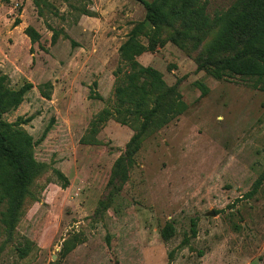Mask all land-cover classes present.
Instances as JSON below:
<instances>
[{
	"label": "rangeland",
	"instance_id": "374dc122",
	"mask_svg": "<svg viewBox=\"0 0 264 264\" xmlns=\"http://www.w3.org/2000/svg\"><path fill=\"white\" fill-rule=\"evenodd\" d=\"M201 1L213 17L235 0ZM40 4L0 0V75L11 89L33 86L3 120L32 117L23 128L35 142V159L47 166L13 238L0 237V264H264V181L253 190L264 171V91L240 78L215 81L170 43L140 55L137 61L168 85L179 81L188 108L144 140L122 191L94 221L133 132L109 120L100 145L80 139L111 105L118 49L145 10L133 0ZM27 27L39 34L37 42L25 35ZM196 82L209 89L206 96ZM45 83L52 85L49 100L39 92ZM93 83L102 100L89 99ZM166 223L175 228L168 242L160 236ZM74 237L81 243L63 256V241ZM29 242L20 258L16 249Z\"/></svg>",
	"mask_w": 264,
	"mask_h": 264
},
{
	"label": "trees",
	"instance_id": "16d2710c",
	"mask_svg": "<svg viewBox=\"0 0 264 264\" xmlns=\"http://www.w3.org/2000/svg\"><path fill=\"white\" fill-rule=\"evenodd\" d=\"M133 1L143 6L145 15L142 21L132 25L118 49L121 66L113 74L114 99L111 105L93 116L80 139L83 145H100V132L109 120L133 132L112 165L105 191L92 216L94 221L102 220L115 196L122 191L134 156L144 140L188 108L182 99L179 81L168 85L158 70L137 61L140 55L155 52L170 43L191 59L198 71L205 72L215 81L240 78L264 91V0H235L227 10L213 17L208 15L206 3L201 0ZM32 2L40 8L41 0ZM18 24L19 21H15V26ZM24 33L32 44L39 39V34L31 27ZM55 40L56 34H53L52 42ZM196 85L201 96L208 94L209 89L204 84L196 82ZM96 86L93 83L89 99L102 100L94 90ZM32 87L31 83H25L17 90L11 89L7 76L0 75V237L6 241L16 233L27 201L36 200V181L47 171V166L35 159V142L23 128L32 117H18L13 123L3 120V115L22 104ZM51 89L50 83L41 85V97L49 100ZM53 173L62 181V188H66L67 178L56 169ZM263 181L264 171L253 190L256 191ZM196 226V221L192 220V237H196ZM174 234L171 223H166L160 230L165 242ZM79 243L81 241L76 237L63 241L62 255L68 254ZM29 245L30 242L16 249L20 258L28 255Z\"/></svg>",
	"mask_w": 264,
	"mask_h": 264
}]
</instances>
